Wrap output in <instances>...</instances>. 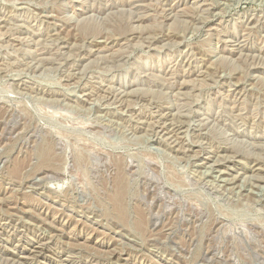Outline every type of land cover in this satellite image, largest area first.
<instances>
[{
	"label": "rangeland",
	"instance_id": "374dc122",
	"mask_svg": "<svg viewBox=\"0 0 264 264\" xmlns=\"http://www.w3.org/2000/svg\"><path fill=\"white\" fill-rule=\"evenodd\" d=\"M0 264H264V0H0Z\"/></svg>",
	"mask_w": 264,
	"mask_h": 264
},
{
	"label": "bare ground",
	"instance_id": "6f19581e",
	"mask_svg": "<svg viewBox=\"0 0 264 264\" xmlns=\"http://www.w3.org/2000/svg\"><path fill=\"white\" fill-rule=\"evenodd\" d=\"M52 152H51V149H49V148H45L44 150H43V154H41V155H43V160H42V164L43 165H50L51 164V162L53 161V158H52V154H51ZM79 160V159H78ZM53 163V162H52ZM53 165V164H52ZM19 167H20V164H16L15 165V167H14V169L12 170V172L13 173H16L17 172V170L19 169ZM59 172V171H58ZM123 180L120 178V177H118L117 179H116V194H114L113 196H112V202H113V205H114V209H115V212L120 216V217H122L123 218V216H124V213H123V207H122V202H121V199H122V195H123ZM35 248V247H34ZM30 249H32V248H30ZM35 250V249H34ZM34 254V253H33ZM32 254V255H33ZM36 255V254H35ZM34 255V256H35Z\"/></svg>",
	"mask_w": 264,
	"mask_h": 264
}]
</instances>
